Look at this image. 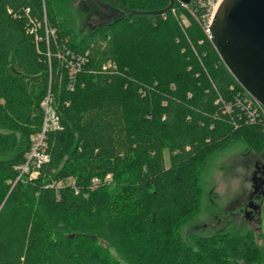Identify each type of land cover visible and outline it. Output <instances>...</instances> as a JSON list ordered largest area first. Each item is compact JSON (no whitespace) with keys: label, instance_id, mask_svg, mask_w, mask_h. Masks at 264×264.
<instances>
[{"label":"trees","instance_id":"16d2710c","mask_svg":"<svg viewBox=\"0 0 264 264\" xmlns=\"http://www.w3.org/2000/svg\"><path fill=\"white\" fill-rule=\"evenodd\" d=\"M88 1L119 15L90 27L72 0H0V264H264V230L184 231L216 158L264 152V124L236 106L245 90L182 1ZM49 94L62 130L31 179ZM108 173L116 187L92 189Z\"/></svg>","mask_w":264,"mask_h":264},{"label":"rangeland","instance_id":"374dc122","mask_svg":"<svg viewBox=\"0 0 264 264\" xmlns=\"http://www.w3.org/2000/svg\"><path fill=\"white\" fill-rule=\"evenodd\" d=\"M92 6V8L89 6L88 0H72L71 9L74 13L73 15L77 17L78 23L80 22L83 25L85 18H87L86 23L88 26H97L107 21L108 14H105L102 10L100 11L98 7ZM103 10L105 11V8ZM182 18L186 19L184 16ZM188 25L185 28L191 26V24ZM108 66L115 65L110 62ZM165 158L167 166H169L168 155ZM253 162V154L244 145L235 146L216 158L205 180L206 195L201 203L200 213L185 228L186 235L194 233L208 236L226 225L229 219H224V221L220 222L217 218L227 215L231 208L234 209V202L236 200H243L245 194L251 191V178L255 170ZM29 173L31 174V179L35 178L33 173L30 171ZM101 184H110L113 187L117 185L114 182V175L112 173H108L104 179H95L92 189H96ZM234 223L240 224V228L243 231H254L256 236L259 237L261 230H264V213L262 215L261 226L250 225L249 223L243 224L239 219H236Z\"/></svg>","mask_w":264,"mask_h":264},{"label":"water","instance_id":"95a60500","mask_svg":"<svg viewBox=\"0 0 264 264\" xmlns=\"http://www.w3.org/2000/svg\"><path fill=\"white\" fill-rule=\"evenodd\" d=\"M174 2L159 13L171 10ZM211 43L229 73L264 107V0H224L212 24Z\"/></svg>","mask_w":264,"mask_h":264},{"label":"built area","instance_id":"2783aa9c","mask_svg":"<svg viewBox=\"0 0 264 264\" xmlns=\"http://www.w3.org/2000/svg\"><path fill=\"white\" fill-rule=\"evenodd\" d=\"M224 0H193L190 4L183 3L182 7L185 10H188L195 21L200 25L204 35L211 41L212 38V24L214 18ZM199 9L204 11V14L199 18L196 16L194 11L190 10V7L193 4ZM29 10L26 12L28 13ZM173 13L176 14V10H173ZM182 23L185 26L191 24L188 18L183 19ZM189 26V25H188ZM40 28V23L33 22L28 32L30 34H34L37 39L39 38L38 29ZM79 62L76 64H71L70 66V78L75 79L76 75L80 72L81 63H84L83 60H78ZM111 68V66H108ZM70 90H73V84L70 83ZM248 95V94H247ZM249 96V95H248ZM236 106L241 109L246 116V124H256L261 123L264 124V107L260 105L257 101H255L251 96L249 98L246 97H238L236 99ZM44 110V120L42 125V131L32 137V148L31 152L28 156V163L22 168L21 173L27 174L30 169L33 167L35 170L41 168L42 165L46 164L50 160V156L48 153V142L47 138L49 134L52 132L62 130L60 117L55 108V101L51 94H49L42 104ZM226 110L229 114L233 111L232 104H225ZM38 171L33 172V176L36 178L38 176Z\"/></svg>","mask_w":264,"mask_h":264},{"label":"flooded vegetation","instance_id":"af4514ba","mask_svg":"<svg viewBox=\"0 0 264 264\" xmlns=\"http://www.w3.org/2000/svg\"><path fill=\"white\" fill-rule=\"evenodd\" d=\"M176 1L177 0H175V2ZM104 8L106 9L105 14H108L106 22L114 21L119 15V13L110 6ZM99 13L101 12L99 11ZM253 158L255 170L251 178V191L245 194L243 200H236L233 204L234 209L231 208L227 215L222 216V218H217L220 222L224 221V219H229L227 223L231 222L233 227H240V224L234 223L236 219H239L243 224L262 225V215L264 213V152L259 155H253ZM258 206H260L261 209L256 210Z\"/></svg>","mask_w":264,"mask_h":264}]
</instances>
